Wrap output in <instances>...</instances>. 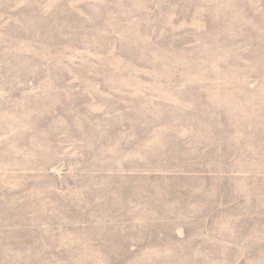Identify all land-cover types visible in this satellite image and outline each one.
I'll return each instance as SVG.
<instances>
[{"label": "rangeland", "instance_id": "1", "mask_svg": "<svg viewBox=\"0 0 264 264\" xmlns=\"http://www.w3.org/2000/svg\"><path fill=\"white\" fill-rule=\"evenodd\" d=\"M0 264H264V0H0Z\"/></svg>", "mask_w": 264, "mask_h": 264}]
</instances>
